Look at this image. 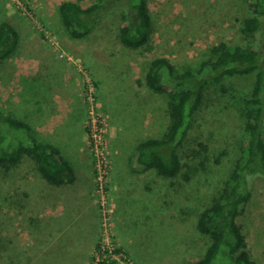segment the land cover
<instances>
[{
    "label": "rangeland",
    "instance_id": "obj_1",
    "mask_svg": "<svg viewBox=\"0 0 264 264\" xmlns=\"http://www.w3.org/2000/svg\"><path fill=\"white\" fill-rule=\"evenodd\" d=\"M1 1L74 70L84 112L80 150L83 155H79L90 158L96 216L90 204L78 209L67 207L65 215H49L47 197H60L40 176L29 156L23 155L17 163L0 165V264H81L80 259L92 245L84 264L91 259L101 236V215L95 159L86 130L88 117L104 129V186L106 200L113 208L115 243L120 247L116 230L134 258L148 264H171L176 259H181V264H191L200 259L210 238L198 231L197 218L219 196L240 156L245 120L241 98L250 95L255 75L227 76L221 83L206 87L202 105L192 116L178 148L182 168L176 176L165 177L139 165L135 147L147 137L163 135L175 87L169 85L163 93L154 92L145 85V73L154 57H166L180 69L194 66L222 41L234 46L250 45L257 40L264 55V14L258 13V36H246L242 32L243 20L253 15L247 0H147L152 17L151 38L146 46L132 49L125 47L118 37L119 27L127 23L123 9L104 12L89 34L72 38L64 27L59 36L42 18V13L52 15L65 0H24L36 20L55 37L56 44L52 45L15 1ZM91 2L79 3L87 6ZM3 66L4 60L0 61V71ZM24 84L26 88L30 85ZM89 86L92 114L85 100ZM22 91L17 90V94ZM3 92L0 88V113L31 123L29 109L13 104L11 99L5 101ZM262 128L264 133V117ZM32 131L38 139H45L40 129L41 136L35 129ZM69 148L74 163L79 156L72 153L73 145ZM78 167L85 170L84 162ZM22 201L26 205L17 209ZM260 203H264L262 178L255 181L251 197L237 217L248 237L254 230L252 221L259 214ZM258 231L255 229L259 236ZM182 254L188 256L184 258ZM128 256L131 264H136ZM216 262L227 263L221 253Z\"/></svg>",
    "mask_w": 264,
    "mask_h": 264
},
{
    "label": "trees",
    "instance_id": "obj_2",
    "mask_svg": "<svg viewBox=\"0 0 264 264\" xmlns=\"http://www.w3.org/2000/svg\"><path fill=\"white\" fill-rule=\"evenodd\" d=\"M65 0L58 8L62 24L72 38H83L104 12L123 9L126 24L119 27L120 42L128 48L146 46L151 38L152 17L147 0ZM253 15L243 20L242 32L258 36L264 0H247ZM18 45V32L8 21L0 23V61L8 58ZM254 74L250 95L241 98L244 116L243 142L229 178L219 196L201 213L196 227L210 238L203 256L191 264H218L221 253L226 264H257L248 249L246 236L237 222L248 203L258 178L264 179V55L257 40L250 45L230 46L219 42L194 66L177 68L166 57H154L148 63L145 85L163 93L175 87L168 103L169 123L161 137H147L135 147L136 162L165 177L176 176L182 168L178 148L190 127L191 118L202 105L204 91L225 77ZM23 155L35 163L40 176L55 185L74 181L75 173L58 147L39 140L28 123L0 113V165L17 163ZM222 264V263H221Z\"/></svg>",
    "mask_w": 264,
    "mask_h": 264
},
{
    "label": "crops",
    "instance_id": "obj_3",
    "mask_svg": "<svg viewBox=\"0 0 264 264\" xmlns=\"http://www.w3.org/2000/svg\"><path fill=\"white\" fill-rule=\"evenodd\" d=\"M42 14L46 24L59 36L62 35L61 32L64 26L58 10L53 12L52 15L49 12ZM3 21L11 23L18 32V45L10 57L4 59V66L0 71V88L4 90L2 94L5 101L11 99L13 104L19 103L29 109L32 118V122H29L30 127L35 129L39 135L40 131L38 130L40 129L45 136L44 140L43 138L39 140L58 147L75 173V179L71 183L55 187H51L54 186L52 184L49 185L50 188H54L52 190L56 191L55 193L60 199H48L47 197L45 204L50 210L48 213L54 217L65 215L67 207L78 209L83 206L88 207L90 204L93 215L96 216L91 192L90 158L84 159L79 155L84 138L82 129L84 112L74 70L59 55L58 51L49 47L40 35L30 30L29 25L26 24L27 22L18 13H15L11 7L1 1L0 23ZM25 82L30 84L27 88ZM19 89L25 90V94L23 91L17 94ZM27 89H30V92ZM20 95L23 97H20ZM78 132L81 134L78 135ZM69 145H73L72 153L79 156L75 158L74 163L71 161ZM81 155L83 154L81 153ZM77 161L79 162L76 163ZM82 162H84L85 170L78 167ZM54 203L56 212L53 210ZM21 204L17 209L26 205L25 201H22ZM263 209L264 203H260L259 214L252 221V229L254 230L249 233V237L247 234L245 235L252 259L257 264H264ZM255 229L259 230V236L256 234ZM94 230L95 228H93ZM115 233L120 247L133 258L136 264H148L135 259L134 254L129 250L130 248H127L123 239L117 235L116 230ZM91 247L87 250L84 258L77 255V257L82 258L80 259L81 264L88 260ZM182 256L185 258L188 255L182 254ZM181 261V259H176L171 264H181Z\"/></svg>",
    "mask_w": 264,
    "mask_h": 264
},
{
    "label": "built area",
    "instance_id": "obj_4",
    "mask_svg": "<svg viewBox=\"0 0 264 264\" xmlns=\"http://www.w3.org/2000/svg\"><path fill=\"white\" fill-rule=\"evenodd\" d=\"M18 7L21 8L33 22L34 26L42 31L45 39L50 44H56V39L51 35V32L39 23L34 14L30 11L24 0H13ZM85 100L90 105L89 113L93 112V97L92 88L89 86L85 92ZM86 127L89 134V147L94 155V168L98 178V193L100 200V215H101V236L98 243L92 250V256L88 264H131V258L120 248L114 241L112 232V212L113 208L106 200V191L104 186V174L106 168V160L103 155L104 144V129L103 125L96 123L94 119L88 117Z\"/></svg>",
    "mask_w": 264,
    "mask_h": 264
}]
</instances>
